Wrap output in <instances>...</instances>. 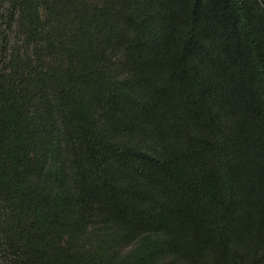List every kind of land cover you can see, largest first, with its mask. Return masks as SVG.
Listing matches in <instances>:
<instances>
[{"label":"trees","instance_id":"obj_1","mask_svg":"<svg viewBox=\"0 0 264 264\" xmlns=\"http://www.w3.org/2000/svg\"><path fill=\"white\" fill-rule=\"evenodd\" d=\"M3 12L0 264H264V0Z\"/></svg>","mask_w":264,"mask_h":264},{"label":"rangeland","instance_id":"obj_2","mask_svg":"<svg viewBox=\"0 0 264 264\" xmlns=\"http://www.w3.org/2000/svg\"><path fill=\"white\" fill-rule=\"evenodd\" d=\"M4 16L0 18V71L7 66L11 52L14 48L21 49V53L24 51L22 47L21 36L18 34V27L15 23V19L11 21L6 17V12H3ZM2 246L0 245V258H2ZM9 260V259H8ZM175 264V263H174ZM178 264H187L180 262Z\"/></svg>","mask_w":264,"mask_h":264},{"label":"built area","instance_id":"obj_3","mask_svg":"<svg viewBox=\"0 0 264 264\" xmlns=\"http://www.w3.org/2000/svg\"><path fill=\"white\" fill-rule=\"evenodd\" d=\"M4 264H11V263H4Z\"/></svg>","mask_w":264,"mask_h":264}]
</instances>
